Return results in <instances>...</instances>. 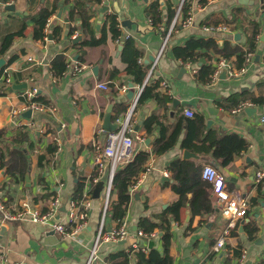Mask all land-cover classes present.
I'll return each mask as SVG.
<instances>
[{
    "label": "crops",
    "instance_id": "0c3cea01",
    "mask_svg": "<svg viewBox=\"0 0 264 264\" xmlns=\"http://www.w3.org/2000/svg\"><path fill=\"white\" fill-rule=\"evenodd\" d=\"M81 2H0V77L9 74L11 79L10 85L0 82V156L24 161L22 175L9 177L0 169V199L12 208L27 205L43 212L57 196L56 218L69 231L68 202L76 185H83L79 202L90 197L86 224L71 237L30 221L0 220L5 260L0 264L86 263L102 219L111 167L105 161L93 184L91 151L110 132L103 127L105 117L117 128L130 110L134 156L148 155L145 171L129 186L120 220L110 212L109 205L117 200L112 186L105 231L123 223L128 236L119 243H101L92 264H112L109 257L120 252L135 264L137 253L147 259L152 251L155 264H264V177L255 182V174L264 172V0H184L179 10L180 0L85 1L91 28L86 36L77 17L69 19ZM45 12L49 16L38 38L35 19ZM109 15L117 22L116 39ZM8 36L12 39L5 42ZM83 39L89 44L76 46ZM61 56L65 70L59 73L53 62ZM219 59L245 72L229 77L223 71L212 79ZM76 65L80 70L73 75ZM33 88L37 103L55 113L12 116V110L28 103L24 92ZM143 89L144 98L137 103ZM245 103L250 106L237 110ZM175 162L192 163L200 177L204 167L215 169L229 191L248 198L246 216L224 235L227 222L206 181L213 212L193 215L190 199L196 185L188 182L182 193L173 191L170 167ZM128 163L118 165L114 174ZM98 184L102 189L94 199ZM139 230L155 236L137 237ZM166 231L170 239L165 247ZM220 238L224 245L215 252ZM133 243L139 249L127 251Z\"/></svg>",
    "mask_w": 264,
    "mask_h": 264
},
{
    "label": "built area",
    "instance_id": "2783aa9c",
    "mask_svg": "<svg viewBox=\"0 0 264 264\" xmlns=\"http://www.w3.org/2000/svg\"><path fill=\"white\" fill-rule=\"evenodd\" d=\"M184 0H180L178 5V10L182 6ZM189 22H184V26H187ZM211 29V28H210ZM220 30H225V27H219ZM76 36L73 37L75 39ZM248 61V58H246ZM80 70V66L76 65L73 69V75H76ZM225 72L229 77H235L241 75L245 72L244 68L233 70L231 66L224 59H219L214 67V72L212 79L218 78V75L221 72ZM0 82L2 84L10 85L11 79L9 74H4L0 77ZM97 87L101 90H106L107 86L105 84H98ZM122 91H125L122 88ZM24 95L28 101L27 104L22 105L20 108L12 110V116L22 114L25 112H47L50 114L55 113L53 107H46L34 101L37 98L38 92L36 88L31 90H26ZM250 104L245 103L239 106L237 110L244 109L249 107ZM132 110L129 111L128 115L123 121H119L118 127L111 132H107L105 135V143L103 145L96 142L93 145L91 151V160L96 170V177L92 179V183L96 184L99 180L100 175L105 167V161L110 162V172H109V181L107 183L103 206H102V219L98 226L96 236L94 239V244L91 247L88 258L85 264H92L97 260V250L101 243H119L126 240L128 233L123 223L118 224L116 227L105 231L104 217L108 208V203L110 200V192L112 190V178L116 167L120 164L128 163L132 160L134 156L133 149V125L130 122ZM187 115L191 116L190 113L185 112ZM260 121L264 123V115L261 116ZM101 130H97V133H100ZM140 141H143L142 138H139ZM264 177V172H257L255 174V182H260ZM202 180L206 181L211 185V191L214 197V205L219 212L221 218L227 222L226 230L224 235L228 231L234 228L236 221L243 219L249 208L248 198L240 193L232 192L227 189L226 182L223 177L212 167L206 166L201 171ZM136 184V183H135ZM133 184L132 187L135 185ZM1 196V192H0ZM60 204V199L56 196L51 201H49L48 206L45 211L40 212L38 210H31L27 205L21 206V208H12L6 205V203L0 199V220L2 222H25L30 221L35 224H41L48 226L54 233L57 235L67 238L75 235L80 229H82L88 218V211L90 208V197L84 198L81 202L77 203L73 199H70L68 202L67 210V221L72 224V227L69 231L66 228V225L57 220V213ZM137 237L152 238L155 234L150 233L146 234L143 231L139 230L136 233ZM224 245L223 238H220L215 246L214 251L218 252ZM139 246L135 243L131 244L127 251L138 250ZM241 260L245 258V253L241 254ZM4 256L0 253V263L4 262Z\"/></svg>",
    "mask_w": 264,
    "mask_h": 264
},
{
    "label": "trees",
    "instance_id": "16d2710c",
    "mask_svg": "<svg viewBox=\"0 0 264 264\" xmlns=\"http://www.w3.org/2000/svg\"><path fill=\"white\" fill-rule=\"evenodd\" d=\"M11 0H0L1 3H6ZM89 3H95L99 4L101 0H85ZM84 0L80 3L82 7H77L75 10H72L69 14V19H73L74 17H77L78 21H80V32L86 36L90 35L91 28L89 23V15L86 12V8L84 7ZM206 0H201V2H205ZM157 7V4L155 5ZM49 16V13L45 12L42 14V16H38L35 19V22L37 24V29L35 32L36 37L42 38V28L44 27L47 18ZM108 19L110 21V32L112 35V38H118L119 32L117 29V22L115 20V16L109 15ZM154 22V21H153ZM155 24V23H154ZM55 33H59V30L56 29ZM12 39V36H8L5 40V42H10ZM126 44H129L128 40L125 42ZM89 44L88 40H81L76 46H86ZM7 45L3 48L5 49ZM53 68H57L58 72L61 73L65 69V60L64 58L58 57L53 62ZM145 90L141 92L140 97L138 98L137 103L144 98ZM157 99L158 96L154 94ZM38 98V95H37ZM35 99L34 101L39 102L38 99ZM40 103V102H39ZM156 151H159L157 147H154ZM0 156V169L4 171L5 174H7L9 177H14L15 175H22L24 170V161L22 159L18 158H9L8 160L4 161L3 158ZM148 158V155L145 153H139L130 163H128L123 169L115 172L112 178V186L113 189L116 190L117 193V200L114 203H111L110 206V212L112 213L111 216L114 219L120 220L124 213L126 206L129 202V193L128 188L129 186L136 181L139 174L141 172L145 171V168L143 167L146 160ZM172 178L175 181V184L172 186L173 191L177 193H182L183 188L186 187V184L188 182L193 183L196 185V188L192 192V197L190 199V210L193 215H207L211 214L213 212V207L211 205L210 199H209V193L207 192L208 185L204 182V180L201 179L200 174L197 173L199 171V168L193 167L192 163H185L183 165L182 162H175L170 167ZM191 170V171H189ZM191 172V175L189 174ZM191 176V177H190ZM182 184V188H179L178 185ZM83 185L77 184L75 187V190L72 195V199L79 203V200L81 199V192H82ZM108 209V208H107ZM154 227V225L149 224V228ZM148 231L149 229H145ZM144 231V230H143ZM254 230H250L252 233ZM170 239V234L166 231L163 237V244L165 247L167 246V243ZM127 252H120L116 255L110 256V260L112 261V264H129L130 259L127 255ZM135 264H155L154 260V252H150L149 257L147 259L144 258V255L141 253H137L135 256Z\"/></svg>",
    "mask_w": 264,
    "mask_h": 264
},
{
    "label": "water",
    "instance_id": "95a60500",
    "mask_svg": "<svg viewBox=\"0 0 264 264\" xmlns=\"http://www.w3.org/2000/svg\"><path fill=\"white\" fill-rule=\"evenodd\" d=\"M3 65V61H0V67ZM131 95V94H130ZM29 114H30V112H27L26 113V116H29ZM104 129L106 130V131H114L115 129H116V126L115 125H111L110 124V116L109 115H107L106 117H105V120H104ZM101 189H102V186H101V184H98L96 187H95V189H94V191H93V198L94 199H97L98 197H99V193H100V191H101Z\"/></svg>",
    "mask_w": 264,
    "mask_h": 264
}]
</instances>
